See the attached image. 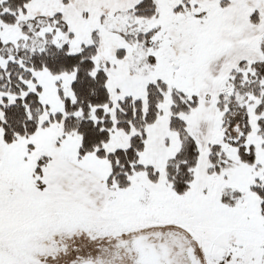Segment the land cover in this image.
Listing matches in <instances>:
<instances>
[{"label": "snow or ice", "instance_id": "obj_1", "mask_svg": "<svg viewBox=\"0 0 264 264\" xmlns=\"http://www.w3.org/2000/svg\"><path fill=\"white\" fill-rule=\"evenodd\" d=\"M0 264H264V0H0Z\"/></svg>", "mask_w": 264, "mask_h": 264}]
</instances>
